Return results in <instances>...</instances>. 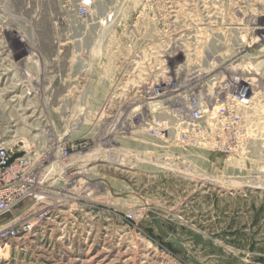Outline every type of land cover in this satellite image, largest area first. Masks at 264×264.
Masks as SVG:
<instances>
[{"label": "rangeland", "instance_id": "obj_1", "mask_svg": "<svg viewBox=\"0 0 264 264\" xmlns=\"http://www.w3.org/2000/svg\"><path fill=\"white\" fill-rule=\"evenodd\" d=\"M91 1L0 0V137L74 178L0 264H264V0ZM189 96V142L151 136Z\"/></svg>", "mask_w": 264, "mask_h": 264}, {"label": "built area", "instance_id": "obj_2", "mask_svg": "<svg viewBox=\"0 0 264 264\" xmlns=\"http://www.w3.org/2000/svg\"><path fill=\"white\" fill-rule=\"evenodd\" d=\"M91 4V0H83L78 13L81 16L86 15ZM160 90V86L156 89L151 88L150 100L162 95L163 90ZM114 94L115 92L113 97ZM244 98L246 97H235L237 101L245 103ZM132 100L133 98H130V101ZM149 107L151 105H148ZM205 109L206 106L202 102L189 96L184 98V104H178L173 108L171 119L165 120L152 114L149 117L145 111L142 113V121L154 138L165 139L174 132L178 135L179 143L184 145L190 140L189 133L200 126ZM28 147V151L24 154L17 155L19 152L14 151L12 144L0 137V247L2 248L9 247L23 238L35 236L38 230L46 228L51 220L53 204H49L48 196L52 194L53 185L59 181L68 186L74 179L69 173L71 169L68 164L70 158L67 141L39 142ZM51 158L53 159L51 169L45 172L42 166L49 164ZM54 167H61L62 171H53ZM81 180L75 182V187L80 186Z\"/></svg>", "mask_w": 264, "mask_h": 264}, {"label": "bare ground", "instance_id": "obj_3", "mask_svg": "<svg viewBox=\"0 0 264 264\" xmlns=\"http://www.w3.org/2000/svg\"><path fill=\"white\" fill-rule=\"evenodd\" d=\"M164 84V86H162ZM167 85H169V83L167 84V83H161V87H167ZM6 250V249H8V247H6V248H2V247H0V250Z\"/></svg>", "mask_w": 264, "mask_h": 264}, {"label": "water", "instance_id": "obj_4", "mask_svg": "<svg viewBox=\"0 0 264 264\" xmlns=\"http://www.w3.org/2000/svg\"><path fill=\"white\" fill-rule=\"evenodd\" d=\"M170 240H171L172 242L178 244L179 246H182V244H181L179 241H177L176 239H174V238H170Z\"/></svg>", "mask_w": 264, "mask_h": 264}]
</instances>
